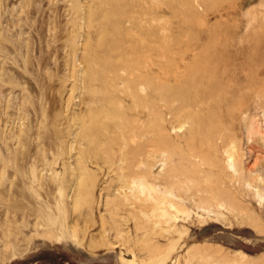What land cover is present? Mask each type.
Here are the masks:
<instances>
[{
    "label": "rangeland",
    "instance_id": "rangeland-1",
    "mask_svg": "<svg viewBox=\"0 0 264 264\" xmlns=\"http://www.w3.org/2000/svg\"><path fill=\"white\" fill-rule=\"evenodd\" d=\"M157 1L0 0V264H114V256L122 252L117 250L112 258H104L102 253L91 256L70 236L75 221L77 224L91 221L93 209L104 215L105 199L112 200L118 194L115 193L118 189L113 177L115 174H112L115 165L105 166L100 171L101 164L88 155L84 138L86 129L83 132L86 116L97 107L95 100L91 102L89 94V72L95 55L112 62L109 69L102 66V75H97L95 84L118 80L117 87H121V79L128 78L125 67L117 66V57L128 49L141 51L144 55L148 52L143 50L145 44L153 50L167 46L171 50L164 51L167 57L179 50L188 56L204 44L213 45L209 46L212 50L232 56L234 64L218 67L220 73L216 82L223 85L227 80L239 87L237 93L231 95V101L238 102L239 111L225 113L221 119L227 128L226 147L234 143L235 149L244 155L241 161L243 168L246 171L252 169L253 176L259 174L263 178L261 186H264V149L261 147L264 140H255L264 136V100L257 99L251 92L259 84V88H264V43L260 45L258 41L261 37L264 42V0H212L214 8L211 10L207 9L205 0ZM120 9L122 14H119ZM216 33L218 42L222 43L218 44L217 39L215 41ZM195 39L200 42L193 43ZM139 40L142 44L137 42ZM248 48H252L253 52ZM171 58L161 64L163 68L157 66L151 70L152 75L156 78L165 74L174 77L181 71L178 76L182 80L189 79L192 75L190 69ZM234 69L244 74L233 75L231 71ZM202 70L214 71L207 66ZM138 88L143 87L139 85ZM192 103L176 107L171 113L163 108L171 138L183 135L188 128L185 120L188 114L201 110V106ZM249 129L254 130L256 135H247ZM152 133H148L150 140L155 136ZM132 145L135 150L137 145ZM215 145L217 148L212 152L209 150L211 153L206 163L211 165L209 169L220 174L224 172L226 147H222L221 141ZM145 149L136 152L135 158L129 161V168L124 171L130 172L127 175L143 169L142 162L147 161L150 154L155 155V158L148 159L152 173L167 171L169 160L164 149ZM232 171L229 170L234 174ZM87 181L90 182L87 184ZM234 185L238 187L239 183L235 181ZM252 185L240 186L244 190L240 198L245 201L235 198L234 219L230 215V226L221 224L214 213L207 216L204 210L195 208L189 219L176 222L178 226L185 225L189 229L188 238L183 243L186 246L164 258L163 264L180 261L186 264L183 258L195 245L212 247L217 254L212 257L213 260L193 259L189 264H217L215 261L220 256H226L230 264H264V205L259 206L258 200L252 197L257 191ZM85 191L89 196L85 195ZM81 200L83 203H79ZM185 202L190 203L188 200ZM125 209L118 211L119 217L116 218L120 221H123ZM220 211L224 213V218L227 217L224 208ZM244 214H249L251 219L247 220ZM237 217L248 221V224L254 221L258 229L237 224L241 221ZM200 219L209 222L193 225L192 221ZM134 258L126 256L125 260L132 263Z\"/></svg>",
    "mask_w": 264,
    "mask_h": 264
},
{
    "label": "bare ground",
    "instance_id": "bare-ground-1",
    "mask_svg": "<svg viewBox=\"0 0 264 264\" xmlns=\"http://www.w3.org/2000/svg\"><path fill=\"white\" fill-rule=\"evenodd\" d=\"M154 1L156 3L159 2L157 0ZM205 1L207 9L211 10L214 8V2H212V0ZM168 10H171V8ZM121 12L120 9L119 14ZM153 15L154 14H152V16ZM260 31L263 33V29ZM178 33L182 34L181 31ZM147 35L150 36L148 33ZM215 35H217V33ZM207 36H209V34ZM154 37L153 39H155ZM216 37H218V35L215 36V41L217 39L218 42L219 37ZM191 38H193V36H191ZM150 39L152 40V38ZM177 39L178 38H176V41ZM213 41L214 40L211 42L212 44L214 43ZM258 41H260V45H262L261 43H264L261 37ZM137 42L141 43V40ZM199 42V39H195L193 43ZM219 43L222 42H218V44ZM141 44L138 46L140 47ZM185 44H187V42ZM209 46L208 44H204L203 46L196 48L197 50L191 51L189 54L187 52L188 56H184V53L180 50L171 55V57L179 60L182 65H186L187 68L190 69L192 75L189 74L191 77L186 80H182L178 76L181 71H177L178 74H175L176 76L174 77H171L168 74H161L162 76L156 78L154 74L152 75L151 70L157 66L160 67L161 64L168 60V57L171 58L170 56L167 57L165 55L164 51L169 50L167 46L163 45L153 50L151 49L153 47L145 44L143 50H147L148 52L144 53V51V55H141V51L128 49L126 53L119 55L115 61L117 66L125 67L128 72V78H120L122 84L121 87H117L118 80H115V78H113L115 80L114 82L101 81L100 83L95 84V78L101 73L100 70L102 66L103 68L105 67V69H109V65L110 63L112 64V62L107 59L99 58L96 55L93 57L91 61V63L93 62V65L91 64L92 68L90 70L91 72H89V74L91 73V76H89L91 84L89 94L92 97L90 99L91 102L93 101L94 103L95 100L97 107L93 108L86 116L84 123V125H86L83 129V132H85L86 129V135L84 138L88 146V155L92 156L93 160L96 159L101 164V167L98 166L101 172L103 167H112L115 165V173L113 172L112 174H115L113 177L116 178L118 186L115 193L118 192V194H116L112 200H109L106 197L109 201L105 199L106 204L104 215H100L97 213V209H93L91 221H81L82 223L79 222L78 224L75 221L76 224L74 223L75 225L73 226L70 235L71 239H73V241L82 249L89 252L91 256H96L102 253L104 258H112V254L115 255L117 250H121L122 252H120L118 256H114V264H163L164 258L167 256L169 257L180 248L182 249L186 246L185 244L183 245V243L188 238L189 229H187L185 225L178 226L176 222H179L180 219H182V221L189 219L193 214L192 212H194V208L197 210H204L207 216H209L210 213H214L216 219L221 224L230 226L232 224L229 221V217L230 215L232 217L235 211L233 209L235 198L239 199L240 196L244 195V190L241 189L240 186L242 185L243 187L245 184L250 186L254 184L257 191L252 194V197L258 200L259 206L264 205L262 204V201H264V186H261L263 178H261L259 174L253 176L252 169L246 171L243 168L241 161L244 155L240 153L239 150L235 149L232 145L234 143H232L231 146L226 147L228 146V144H226L228 141L226 134L227 128L224 127L221 119L225 113L229 114L238 110V102L233 100L234 98L232 99L233 101H231V97L234 96L233 94L237 93L239 87L234 85V83H228L227 80H223V85H218L216 82L218 80V73H220L218 67L227 64H234V59L231 58L232 56L229 57L225 53L212 50L210 47H214L213 45ZM249 50H251V53L253 52L252 48ZM254 53L257 55L256 52ZM260 53L262 52L260 51ZM251 56L253 58V55ZM245 59L244 61H248ZM244 61L239 62L242 63ZM243 65L244 64H242V67ZM247 65L248 62L246 66ZM206 66L209 67V69H214V71L207 70L204 72L202 69ZM246 66L244 67L247 68ZM161 67L163 68V66ZM141 68H143L144 71H142ZM252 68L254 67L252 66ZM145 69L148 70L146 71ZM172 69L173 68H171V70ZM231 73H233V75L244 74V72L236 69L231 71ZM257 83H260V81L257 80ZM139 85L143 88L139 89ZM259 86H252L253 88L251 92L253 94L255 93L257 99L260 98L261 100H264V88H259ZM191 101L194 102L192 103L193 105L195 104V106L198 107L201 106V110H196V113L188 114V118H184L187 120L186 124H188V128L183 135L178 136L175 139L171 138L164 118L163 108L166 109L165 111H170L171 113L174 108L186 107L188 103L191 104ZM181 113L183 114V112ZM181 128L182 127L179 129ZM151 131L155 133L153 140L152 138L150 140V135V137L148 136V133ZM247 135H251L252 137L256 135V132L249 129L247 130ZM255 140L256 142H260L264 140V136L262 135V138L260 137ZM218 141H221L222 147H226L224 149V154L227 155L224 159V172L222 171L220 174L219 172L217 173L209 169L208 166L211 165L206 163L207 156L217 148L215 144ZM132 144L137 145L135 150L131 148V146H133ZM146 147H152L157 150L164 149L169 160V168L167 171L165 170V172L163 170L164 172L162 174H153L152 165H150L148 159L155 158V155L152 156V154H150L151 157L148 153L147 156H149V158L147 157V161L142 162V165L144 166L143 169L138 170L137 172L133 170L135 173L127 175V173L130 172L128 170L127 173L124 171H126V168H129V161L135 158L136 152H140ZM261 147L264 149V145ZM142 158L145 159V157ZM156 159L154 160L157 161ZM259 163L261 164V161ZM254 167L256 168V166ZM230 169L233 170L232 172L234 174L229 172ZM235 174L237 175L235 176ZM235 181L239 183L238 187H235ZM88 182L90 181H87L86 183L88 184ZM85 192V195H88L87 191ZM235 194H238V196L236 197ZM242 199L244 200V198ZM186 200L190 203L187 204L185 202ZM81 201L82 202L79 203H83V200ZM191 201H193V203H191ZM90 203L93 205V202ZM125 207L127 213L125 212L123 221H120L116 218L118 216V211L122 208L124 210ZM220 208H224L227 211V217H223L224 213L220 211ZM122 212L124 213V211ZM122 212L120 214H122ZM244 215H246L247 220L251 219L249 214ZM208 222L209 221L206 219L192 221L193 225H204ZM233 222L236 223L235 221ZM247 222L248 221L241 220L237 224H246L254 227L256 230L258 229L259 226L255 224L254 221L249 222V224ZM189 225L192 226V224ZM262 230L264 231V228H262ZM256 233L258 234L260 232ZM215 254L217 253L212 247L195 245L187 251V255L183 258V262L189 264L193 259H198V261L201 259L207 262L210 258L213 260L212 257ZM126 256H134L135 258L132 263H127L125 260ZM241 258L243 259V257ZM43 260L47 261L46 259ZM178 261L179 260L176 262ZM215 263L230 264V260L226 256H220ZM177 264H181V261ZM208 264H210V262Z\"/></svg>",
    "mask_w": 264,
    "mask_h": 264
}]
</instances>
